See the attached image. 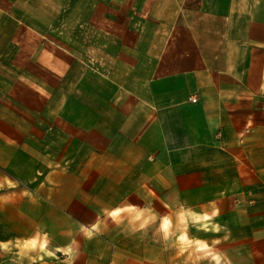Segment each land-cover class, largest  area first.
<instances>
[{"label": "crops", "instance_id": "0c3cea01", "mask_svg": "<svg viewBox=\"0 0 264 264\" xmlns=\"http://www.w3.org/2000/svg\"><path fill=\"white\" fill-rule=\"evenodd\" d=\"M0 184V264H264V0H0Z\"/></svg>", "mask_w": 264, "mask_h": 264}, {"label": "clouds", "instance_id": "9594fccd", "mask_svg": "<svg viewBox=\"0 0 264 264\" xmlns=\"http://www.w3.org/2000/svg\"><path fill=\"white\" fill-rule=\"evenodd\" d=\"M5 181L10 187H15L16 182L10 180L8 177H5ZM3 185L0 184V187ZM104 215L110 219L114 224L120 225L125 222V217H127V224L132 233L136 232H147L148 228L159 221L158 227L156 228L155 234H159L161 239L165 242V244L171 243L173 246H179L181 242L188 239L187 232L180 233L179 235L174 234L173 232V219L168 215H159L153 209H149L147 207H141L140 205L126 204L124 206H116L115 208L105 209ZM192 216L196 220L203 219L205 214L203 213H195L191 208L181 207L178 209L176 216L177 220L185 216ZM215 215H219V210H215ZM198 230H215L219 231L220 226H215L214 229H203L198 228ZM81 231L84 234L86 239H93L96 235L100 234L102 231L101 223L97 221L90 226L81 225ZM44 239L33 238L32 243L30 245L31 248H35L37 245L41 250L45 252V254L51 256L52 252L48 250L49 241L46 239L47 234H43ZM174 237V239H173ZM75 241H70V243L64 248L66 249V259L64 264H72V260L74 257L71 255L73 252V244ZM197 243H200L197 241ZM2 247V246H0ZM210 246L207 242H203L202 248H198L197 251H201L202 249H207ZM18 256L23 258L24 253H18ZM203 259H210V264H232L231 260L228 257L220 252H216L210 257H200ZM34 264V261H33Z\"/></svg>", "mask_w": 264, "mask_h": 264}, {"label": "rangeland", "instance_id": "374dc122", "mask_svg": "<svg viewBox=\"0 0 264 264\" xmlns=\"http://www.w3.org/2000/svg\"><path fill=\"white\" fill-rule=\"evenodd\" d=\"M202 224H204V223H202ZM217 226V225H216ZM209 228V226H205V227H203V229H208ZM213 228H215V226H213ZM229 229H232V231H233V238H240V235H241V228H239V227H234V228H229ZM200 232H201V235H202V237L204 238V239H215L216 238V244H217V246H218V248L216 249V251L217 252H220V253H223L224 252V249H223V246H224V238H222V240L220 241L219 240V238H221L222 236H224V234H225V228L224 227H220V230L218 231V232H215V231H209V230H200ZM229 232V231H228ZM203 244V243H202ZM202 244L200 245L201 247L200 248H202ZM233 245L235 246V245H238L237 243H236V241H233ZM221 246V247H220ZM221 248H222V250H221ZM175 250V247H170V250ZM209 251V248H207V249H202L200 252H201V256L202 257H205V255L204 254H206V252H208ZM202 260V264H208V262H209V260L208 259H203V258H201Z\"/></svg>", "mask_w": 264, "mask_h": 264}]
</instances>
